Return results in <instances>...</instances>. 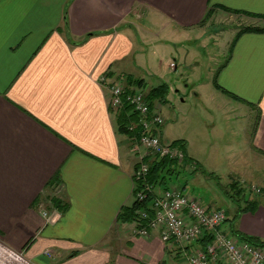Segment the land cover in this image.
<instances>
[{
	"label": "crops",
	"instance_id": "obj_1",
	"mask_svg": "<svg viewBox=\"0 0 264 264\" xmlns=\"http://www.w3.org/2000/svg\"><path fill=\"white\" fill-rule=\"evenodd\" d=\"M220 7L253 13L251 25L264 27V0H0V264H187L207 242L167 243L160 229L143 236L137 222L118 221L136 199L138 157L100 77L136 90L160 86L135 74L149 32L200 28L204 38L205 15ZM214 85L256 113L252 146L264 163V31L237 39ZM158 107L154 100L152 112ZM183 143L185 168L196 171L197 154ZM243 199L249 207L225 211L221 230L264 240V200ZM41 207L57 208L60 219L46 224Z\"/></svg>",
	"mask_w": 264,
	"mask_h": 264
},
{
	"label": "rangeland",
	"instance_id": "obj_2",
	"mask_svg": "<svg viewBox=\"0 0 264 264\" xmlns=\"http://www.w3.org/2000/svg\"><path fill=\"white\" fill-rule=\"evenodd\" d=\"M250 17L213 12L202 25L203 30L209 31L204 38L200 28L177 35L153 27L146 38L152 45H144L146 52L138 51L139 65L135 63L136 76L146 78L154 86L159 82L171 85L166 95L164 91L155 99L164 119L163 139L181 146L189 140L199 161L196 171L180 164L182 170L168 176L164 185L171 189L187 186L185 193L191 192L212 208H223L231 217L247 204L244 199L230 196L234 181L245 188L244 198L264 200V192L252 189L253 184L264 186V163L252 146L257 115L222 95L214 85L218 70L231 56L235 30L251 25ZM142 29L138 30L139 40L144 35Z\"/></svg>",
	"mask_w": 264,
	"mask_h": 264
},
{
	"label": "built area",
	"instance_id": "obj_3",
	"mask_svg": "<svg viewBox=\"0 0 264 264\" xmlns=\"http://www.w3.org/2000/svg\"><path fill=\"white\" fill-rule=\"evenodd\" d=\"M100 81L108 89L109 103L114 109L121 110L129 106L138 116L140 131L138 137L133 138V148L138 157L134 171L135 183L139 182V185L135 184L136 189L138 188L136 199L140 202L149 199V204L136 210V233L149 236L152 229H160L165 242L181 245L193 243L209 235L210 241L188 254L187 264H217L222 260L229 264H264L263 246L247 240L240 241L221 230V225L227 220L224 209L211 208L197 196L176 188L156 193L146 180L151 158L169 157L187 166L185 150L181 145L163 140L164 119L159 112H152L151 101L145 91L124 84L110 83L105 75L100 77ZM135 127L136 123L131 121L128 128L134 130ZM58 194L59 189H54L52 197ZM41 208L46 224H55L60 219L61 213L57 208Z\"/></svg>",
	"mask_w": 264,
	"mask_h": 264
},
{
	"label": "trees",
	"instance_id": "obj_4",
	"mask_svg": "<svg viewBox=\"0 0 264 264\" xmlns=\"http://www.w3.org/2000/svg\"><path fill=\"white\" fill-rule=\"evenodd\" d=\"M220 8L225 11L236 13V14L256 16L253 13L241 11L237 9H230L228 7H220ZM213 12H214V9L210 8L207 14L205 15L201 24H204V22H206V20L212 16ZM254 31L255 32L264 31V27H257V26H252V25H246L244 27H241L231 44V49L233 48L237 39L243 33L254 32ZM128 81H133V80H131V78H128ZM168 90H170V86L167 82H164L160 86L152 89L148 95V98L151 101V107L153 106V101L156 98H158L159 94H162L165 91L164 95H166L168 93ZM131 121L136 123V127L134 130H130L128 128L129 123ZM117 123H118V128L120 132L125 133L131 136L132 138L138 137V134L140 131L138 116L135 112L132 111L131 107L128 106V107H124L123 109L119 110L117 114ZM150 163H151V167H150V171H149V174L146 180L150 185L154 187V189H156L157 187L165 186L164 184L166 183L168 176H171L177 172H180V170H182L181 165L176 160L170 159L169 157L155 156L151 158ZM137 183L139 185V182H136V184ZM239 185L240 183L238 181H234L231 184L232 194L230 196L235 199L237 198L238 200H241L245 197V194H244L245 188ZM163 188L166 189L168 187L165 186ZM137 190L138 188L134 190L135 196L137 194ZM253 203H256V202L253 201ZM54 204L55 205L57 204V201L55 199H54ZM148 204H149V199L144 202H140L138 199H135L134 203L131 206H124L121 209L118 215V221L119 222H134V221L136 222L138 220V216L136 215V210L140 207H147ZM56 206L58 207V205ZM248 207L249 206L245 207V209ZM235 233L238 234L242 240H247L254 244L261 245L264 247V240H261L255 236L240 234L238 231H235ZM203 239H204L203 241H210L211 237L209 235H206ZM205 244L206 243L203 242L202 246H204Z\"/></svg>",
	"mask_w": 264,
	"mask_h": 264
}]
</instances>
